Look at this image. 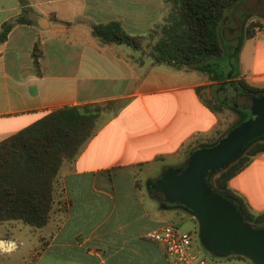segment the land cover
<instances>
[{"label":"crops","instance_id":"0c3cea01","mask_svg":"<svg viewBox=\"0 0 264 264\" xmlns=\"http://www.w3.org/2000/svg\"><path fill=\"white\" fill-rule=\"evenodd\" d=\"M170 7L168 0H0V23L21 8L29 19L0 40V140L58 106L107 105L94 132L59 166L64 208L42 225L41 245L14 262L26 244L25 227L20 219L0 222V264H171L163 245L145 234L163 223L177 225L187 212L159 202L151 184L166 167L182 164L187 143L223 132L219 115L227 107L213 111L203 99L223 102L226 81L240 75L223 77V53L200 68L155 61L151 46ZM109 20L139 35L140 47L91 33V23ZM35 41L41 50L36 70ZM252 61L254 74L264 76L255 68L256 53ZM228 186L251 210L263 209L264 151Z\"/></svg>","mask_w":264,"mask_h":264},{"label":"trees","instance_id":"16d2710c","mask_svg":"<svg viewBox=\"0 0 264 264\" xmlns=\"http://www.w3.org/2000/svg\"><path fill=\"white\" fill-rule=\"evenodd\" d=\"M18 1L21 4L25 2ZM168 1L171 3L169 14L161 34L151 46V55L155 61L200 68V63L205 59L223 53L224 29L233 20L236 4L243 0ZM244 6L245 9L238 10L236 15L239 19V33L235 39V49L239 48L243 38L250 37L254 32L247 27L248 23L245 21L252 14L251 4ZM24 13V8H21V11L0 23V40L5 39L14 24L29 21ZM231 31L234 32V29ZM91 33L101 41L124 43L132 48H139L141 43L139 35L125 32L115 20L91 23ZM40 53L38 43L33 42L31 57L35 70ZM231 85L240 91L264 93V86L250 84L241 76L232 79ZM203 100L213 111L218 110V106L225 105L224 101L215 100L210 103L207 99ZM106 106L96 102L58 106L0 140V222L20 219L39 227L45 224L51 212H62L64 205L56 183L59 166L63 160L72 159L83 142L94 132L96 121ZM233 108L235 109L231 110L239 114V117L218 136L206 141L193 140L187 143L184 160L192 149L214 144L229 128L249 114L248 109ZM263 151L264 134L251 138L221 168L211 170L205 176L211 188L231 200L243 221L254 227L264 224V208L251 210L244 199L228 186V179L253 155ZM159 205L163 206L161 203ZM171 206L179 207L193 217L192 211L184 205L173 203ZM198 238L203 247L199 231ZM203 249L209 253L204 247ZM230 254L242 257L240 253L231 252L228 255Z\"/></svg>","mask_w":264,"mask_h":264},{"label":"water","instance_id":"95a60500","mask_svg":"<svg viewBox=\"0 0 264 264\" xmlns=\"http://www.w3.org/2000/svg\"><path fill=\"white\" fill-rule=\"evenodd\" d=\"M225 84L233 105L248 109V117L214 144L192 149L182 164L163 169L149 192L163 204L180 203L192 211L198 221L200 241L209 253L235 252L264 264V224L254 227L243 221L234 203L213 190L205 179L209 171L221 168L251 138L264 134V93L240 91L230 81Z\"/></svg>","mask_w":264,"mask_h":264},{"label":"rangeland","instance_id":"374dc122","mask_svg":"<svg viewBox=\"0 0 264 264\" xmlns=\"http://www.w3.org/2000/svg\"><path fill=\"white\" fill-rule=\"evenodd\" d=\"M253 4L254 7L251 6V10L253 14H251L247 18V27L252 29L255 33L258 31L256 35L252 38H243L241 44H239L240 53H238V49H235L236 37L233 35L238 32V23L239 19L236 16L238 10H244L245 4ZM255 12V13H254ZM233 20L231 22V29H234V32H231L230 36H228L227 28L224 29L223 32V77L233 76V75H244L242 78L253 85L256 86H264V76H260L258 74H254V69L252 66V60L254 58V54H257V61L255 64V68L259 70H264V0H243L239 1L233 11ZM221 60V59H220ZM225 67H228L226 71ZM228 85L225 86L228 91ZM233 87V86H232ZM234 90V89H233ZM223 100L225 102L224 107L227 109H223V112L220 113L219 122L222 123L223 128L228 126L231 122L236 120L239 117V114L233 112L231 109H235L233 107L239 109H246L241 105H233V99L228 94L223 93ZM210 103H213V99H208ZM241 100L238 101L240 103ZM237 104V103H236ZM220 107V106H218ZM223 107V108H224ZM248 117V116H247ZM245 117V118H247ZM244 118V119H245ZM240 122V121H239ZM234 126V125H233ZM230 129V128H229ZM187 214V215H186ZM182 220L176 225L181 230H194L197 233L198 237V221L196 218H191L190 213H186ZM25 227L26 232V244L22 249L16 250L13 254L15 256L12 257L14 262H19V259L22 254H27L28 252H33L34 247H38L41 245L43 238L40 235H45V231L47 226L41 227H31L26 223L20 222ZM33 248V249H32ZM203 248V247H202ZM202 252H206L209 256L211 264H256L249 257H246L242 254V257L234 256V255H216L208 253L207 251L202 250Z\"/></svg>","mask_w":264,"mask_h":264},{"label":"built area","instance_id":"2783aa9c","mask_svg":"<svg viewBox=\"0 0 264 264\" xmlns=\"http://www.w3.org/2000/svg\"><path fill=\"white\" fill-rule=\"evenodd\" d=\"M145 235L163 245L171 264H211L194 230H181L168 222L151 228Z\"/></svg>","mask_w":264,"mask_h":264},{"label":"flooded vegetation","instance_id":"af4514ba","mask_svg":"<svg viewBox=\"0 0 264 264\" xmlns=\"http://www.w3.org/2000/svg\"><path fill=\"white\" fill-rule=\"evenodd\" d=\"M243 92H245V91H243ZM251 93V92H250Z\"/></svg>","mask_w":264,"mask_h":264}]
</instances>
